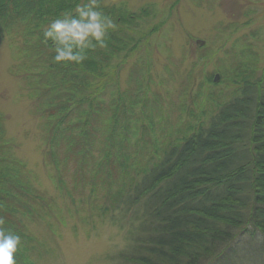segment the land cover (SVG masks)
<instances>
[{
	"label": "trees",
	"instance_id": "obj_1",
	"mask_svg": "<svg viewBox=\"0 0 264 264\" xmlns=\"http://www.w3.org/2000/svg\"><path fill=\"white\" fill-rule=\"evenodd\" d=\"M83 3L87 0H0V38L20 41L24 86L35 103L50 164L66 172L74 161L76 183L87 179L82 168L90 162L105 170L103 182H112L121 170L116 182L122 184L107 195L113 202L105 213L126 229L128 242L108 255V264H264V65L240 75L234 94L215 106L205 124L164 147L155 160L131 168L113 151L115 133L130 123L120 124L123 117L129 120L122 99L128 93L116 98L112 89L109 112L100 94L115 88L110 65L115 53L133 50L144 36L127 47L118 35L127 17L116 15L106 48L85 49L82 64L55 63L54 45L45 42L44 32L53 19L76 16ZM98 6L114 14L99 0ZM99 145L104 155L92 156ZM13 147L0 124V218L5 229L20 235L15 214L28 210L30 201L21 174L25 164ZM87 155L95 159L88 162ZM15 259L31 264L19 248Z\"/></svg>",
	"mask_w": 264,
	"mask_h": 264
},
{
	"label": "rangeland",
	"instance_id": "obj_2",
	"mask_svg": "<svg viewBox=\"0 0 264 264\" xmlns=\"http://www.w3.org/2000/svg\"><path fill=\"white\" fill-rule=\"evenodd\" d=\"M99 3L114 11V22L116 15L127 17L118 26L127 47L144 36L133 50L115 53L110 62L115 67V88L100 94L107 110L112 89L116 98L128 93L122 99L129 120L123 117L120 124L130 123L115 133L113 151L123 154L131 168L155 160L164 147L205 124L215 106L234 94L239 76L252 75L264 65V0ZM19 46L15 36L0 38V124L14 155L25 164L21 174L30 201L28 210L15 214L22 232L19 249L31 264H108V255L128 242L126 229L105 213L113 202L107 195L122 184L116 182L120 162L113 163L116 179L103 182L105 170L102 174L90 162L95 158L87 155L90 164L82 168L86 175L81 177H87L83 183L74 180L73 160L66 172L50 164L40 118L24 86ZM97 153L104 155L102 145L91 155L99 157Z\"/></svg>",
	"mask_w": 264,
	"mask_h": 264
},
{
	"label": "clouds",
	"instance_id": "obj_3",
	"mask_svg": "<svg viewBox=\"0 0 264 264\" xmlns=\"http://www.w3.org/2000/svg\"><path fill=\"white\" fill-rule=\"evenodd\" d=\"M75 11L76 16L68 14L53 19L44 32L45 42L51 40L54 45L55 63L82 64L87 58L85 49L106 48L108 31L117 27L114 19L98 6V0L78 4ZM4 223L0 218V264H17L15 254L21 237L11 229H5Z\"/></svg>",
	"mask_w": 264,
	"mask_h": 264
},
{
	"label": "water",
	"instance_id": "obj_4",
	"mask_svg": "<svg viewBox=\"0 0 264 264\" xmlns=\"http://www.w3.org/2000/svg\"><path fill=\"white\" fill-rule=\"evenodd\" d=\"M218 80V74H215L214 76V82Z\"/></svg>",
	"mask_w": 264,
	"mask_h": 264
}]
</instances>
